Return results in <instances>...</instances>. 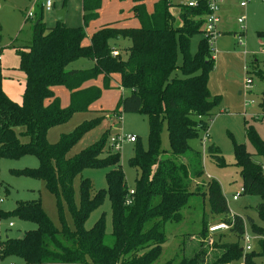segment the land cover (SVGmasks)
<instances>
[{
    "label": "trees",
    "instance_id": "1",
    "mask_svg": "<svg viewBox=\"0 0 264 264\" xmlns=\"http://www.w3.org/2000/svg\"><path fill=\"white\" fill-rule=\"evenodd\" d=\"M133 1L131 11L138 20L137 26L104 24L89 36V43L84 42L88 37L84 27H70L60 20L55 26H45L44 8L38 4L31 37L16 47L19 69L26 78L21 102L2 89L0 66V158L36 156L37 168L15 172L42 179L56 196L59 210L65 202L74 219L70 226L61 215V227H57L40 199L18 201L11 210L3 209L0 201V221L19 218L37 225L22 237H7L0 242L2 258L18 257L24 264H152L160 257L166 241L165 224L182 219L191 197L207 198L216 223L226 222L238 240L222 241L220 235L209 244V226L214 223L207 225L203 216L197 249L190 256L184 255L178 261L173 258L164 264H229L243 252L239 238L245 233V219L231 212L217 180L208 181L204 188L196 185L194 180L203 175L201 157L198 151L189 154L190 140L208 135V119L219 98L209 88V75L215 67L213 46L202 37L196 51L191 50V38L203 34L207 2L199 0L197 7H191L156 0L153 10L148 11L144 0ZM100 6L101 0H83L85 24L98 16ZM121 38L131 42L125 58L111 44ZM83 57L93 60L90 69L70 67ZM253 73L264 77L260 68L253 67L251 74L247 72L251 78ZM114 74L120 75L119 87L130 93L121 95L111 117L119 119L122 112L139 113L146 116L149 124L148 147L138 146L130 158L138 170L133 191L127 187L119 151L113 152L110 147L106 150L110 130L77 154L68 156L83 135L102 122L103 116L76 132L62 135L54 144L47 139L51 127L68 121L75 112L90 110L101 98L103 88H113ZM101 76L103 88L86 85ZM58 85L65 86L70 93L67 107L61 105L54 92ZM260 107L264 116V91ZM164 127L168 131L169 150L161 144ZM245 131L255 154L264 160V139L248 121ZM207 151L223 163L218 146L209 144ZM186 155L196 158L194 169L181 159ZM235 156L243 178L242 193L261 198L256 211L264 221V162L255 161L244 144H236ZM100 166L110 168L106 173L107 190L91 194L90 179L81 176L78 206L74 180L85 168ZM106 195L111 204V233L106 231L104 214L91 227L85 226L88 216L103 204ZM250 222L253 233L259 236L261 252L245 253L244 264H255V257L264 254V228L253 219ZM212 245L219 252L211 253Z\"/></svg>",
    "mask_w": 264,
    "mask_h": 264
},
{
    "label": "rangeland",
    "instance_id": "2",
    "mask_svg": "<svg viewBox=\"0 0 264 264\" xmlns=\"http://www.w3.org/2000/svg\"><path fill=\"white\" fill-rule=\"evenodd\" d=\"M29 0H0V23L3 25V38L9 39L15 30L23 28L18 40L14 45L3 47L7 50V59L5 68H1V79L6 80L5 86H10V93L18 94L19 101H22V95L25 88V74L19 69L20 56L17 54L16 47L24 44L26 37H31L33 21H23L20 6H32ZM185 0H171L173 4ZM155 0H144L146 8L153 10ZM41 4V1H39ZM134 5L133 0H101V6L98 9V16L88 22L83 20V0H56V6L51 11H43V23L45 26H55L57 23L56 11L66 7V13L63 22L70 27H84L88 33H93L100 25L108 23H117L120 26H135L138 20L133 16L131 8ZM221 22L219 24L220 33L216 35L213 42L215 64L209 75V88L212 95H218V103L213 109L211 117L208 119L209 130L208 137L190 140L191 151L199 153L203 169L202 177L194 180L196 185L204 188L205 183L215 179L223 190L232 213L238 214L245 219V233L239 238L240 247L243 252L240 256L233 259L229 264H244V255L247 252L260 253L259 236L253 233L250 220L264 228L262 221L257 214L256 206L261 198L256 195L240 194L237 200L233 195L243 187V178L241 169L236 164L235 146L244 144L246 151L252 154L257 162H264L263 158L255 154V149L246 136L245 121L252 123L258 134L264 139V116H262L260 107L261 94L264 91V77L252 75V82L247 84L246 67L251 74L253 67L262 69L264 66V2L262 0H251L245 8L240 7L238 0H228L222 13H220ZM244 16L243 22H238V18ZM26 18V15H25ZM26 22V23H25ZM137 26V25H136ZM203 34L194 35L191 38V50L196 51L197 45ZM11 41V39H10ZM89 36L84 42H89ZM112 46L120 51L123 58L126 57L127 47L131 44L129 39L112 40ZM179 62H181V53H178ZM256 58V60H255ZM19 60L18 65L15 63ZM254 61L256 63H254ZM254 63V64H253ZM15 66V67H14ZM93 66V60L89 58H80L72 62L70 67L90 69ZM69 67V68H70ZM264 71V70H263ZM249 74V75H250ZM115 79L119 74H114ZM24 77L23 83H19ZM118 80V79H117ZM8 82V83H7ZM20 87V89H19ZM103 88V85H102ZM119 85L110 89H102V96L97 101L95 109L88 111L75 112L68 121L53 126L48 130V142L54 144L65 134L76 132L84 124L96 122L102 116V122L95 128L83 135V137L71 148L68 156L77 154L80 150L94 143L106 131L110 130L109 141L106 146L113 152L119 151L121 156V166L127 181V187L133 191L136 187V177L138 170L135 168L130 158L135 155L138 146L146 149L148 147L149 124L146 116L139 113H121V119L111 117L121 95L130 93L128 89H121ZM55 93L60 98L61 105L67 107L70 104V97L67 88L63 85L55 87ZM254 100V103H249ZM16 101V100H15ZM134 134L138 138L136 142H126L121 144L119 150L111 146L110 137L112 135ZM206 139V141H204ZM161 144L166 150L170 149L168 131L166 127L161 133ZM209 144L219 147L220 156L223 163L217 162L207 151ZM183 161L191 164V169L197 166L196 158L193 155L181 157ZM200 160V159H199ZM200 165V166H201ZM39 159L34 155H25L18 159L0 158V199L1 207L5 210L15 208L18 201H29L40 199L44 211L57 227H61V215H64L68 225L74 224V219L68 210L65 202L59 210L56 196L51 193L42 179L33 178L24 173L15 171L26 168H37ZM199 166V165H198ZM110 168L107 166L89 167L82 171L74 180L75 200L80 206V178L88 177L91 182V194L100 189L107 190L106 173ZM104 214L107 233H111V204L108 195L104 197L103 204L92 211L85 221L87 228ZM207 219V225L216 223L217 219L212 217L209 211V202L207 198L191 197L189 205L183 209V217L178 222H167L165 224L166 241L162 245L160 257L152 264H164L167 261L177 258V261L184 255H192L194 249H197V236L202 228V217ZM13 225H10V223ZM37 225L33 222L24 221L19 218H10L0 221V242L7 237H22L26 230L34 229ZM248 234L250 250H246L247 244L245 234ZM222 236L221 240L234 242L238 240V235L230 230H222L213 234H208L207 240L212 244ZM196 246V247H195ZM211 253L219 252L211 246ZM210 253V254H211ZM14 262L15 264H24V261L18 257L2 258L0 263L6 264ZM255 264H264V254L255 257Z\"/></svg>",
    "mask_w": 264,
    "mask_h": 264
},
{
    "label": "built area",
    "instance_id": "3",
    "mask_svg": "<svg viewBox=\"0 0 264 264\" xmlns=\"http://www.w3.org/2000/svg\"><path fill=\"white\" fill-rule=\"evenodd\" d=\"M39 1H41V5L43 6L45 11H51L55 7L56 0H32V6L26 11V18L28 19H35V8L39 4ZM226 0H206L207 2V7H208V12L203 15L204 21V26H203V37L207 38L208 42L213 45V42L215 40L216 35H218L220 32L218 30V26L220 23V10L222 5L224 4ZM251 0H238V3L240 7L245 8L248 3H250ZM264 2V0H262ZM188 6L191 7H197L199 0H186L185 2ZM244 16H240L238 18V22H243L244 21ZM261 52L264 53V50L262 49ZM113 54L115 55L116 52L114 51ZM0 59H1V54H0ZM264 70V66H263ZM246 71L248 72V67H246ZM252 82L251 77H247L246 83L249 84ZM249 103H254V100H250ZM121 119V117L119 118ZM209 135H204L205 138H207ZM137 139L136 135L134 134H126V135H112L110 137L111 141V146L114 147L115 149L119 150L121 147V144L126 141V142H135ZM206 141V139L204 140ZM264 169V166H263ZM243 192V187L240 189L239 192L233 195V199L237 200L240 196V194ZM2 199H0L1 201ZM127 203H130V200H127ZM10 225H13L11 222ZM230 226L224 222H218L214 223L209 226V233L213 234L215 232L221 231V230H228ZM245 239H246V250H250L251 246L249 245V235L246 233L245 234ZM1 264V263H0ZM6 264H15L14 262H8Z\"/></svg>",
    "mask_w": 264,
    "mask_h": 264
},
{
    "label": "crops",
    "instance_id": "4",
    "mask_svg": "<svg viewBox=\"0 0 264 264\" xmlns=\"http://www.w3.org/2000/svg\"><path fill=\"white\" fill-rule=\"evenodd\" d=\"M156 1V0H155ZM227 1L228 0H226L225 2H224V4L222 5V7H221V10H220V13H222V11H223V8H224V6H225V4L227 3ZM237 1V0H236ZM29 3H30V5H32V0H29L28 1ZM186 2V0L185 1H183V2H179V3H185ZM251 2V1H250ZM55 6H56V3H55ZM0 7H2V3H0ZM31 7V6H30ZM30 7H28V6H24V7H22V6H20L19 7V9H18V11H19V13L21 12V16H22V18L21 19H23V21H25V14H26V11L30 8ZM148 11H152V10H148ZM83 13H84V10H83ZM221 16V15H220ZM56 19H57V17H56ZM29 20H32V21H34L35 19H29ZM28 20V21H29ZM220 22H221V19H220ZM26 23V22H25ZM220 24V23H219ZM136 25H138V23L136 24ZM135 25V26H136ZM100 26H102V25H100ZM99 26V27H100ZM98 27V28H99ZM97 28V29H98ZM97 29H95V30H97ZM22 30H23V28H19V29H17V30H15L14 31V33L12 34V35H9V39H4L3 38V33H4V28H3V25L0 23V54H1V59H0V66H1V68H2V70H3V68H5L7 65L5 64V61H6V59H7V52H9V51H7V50H3V47H6V46H9V45H11V42L12 41H14V39L15 38H19V36H20V33L22 32ZM94 30V31H95ZM218 30H219V32L221 31L220 30V28H219V26H218ZM93 31V32H94ZM86 32H87V30H86ZM87 34H88V36H90L92 33H88L87 32ZM30 38V37H29ZM28 37H26V39H24V42L26 43V41L29 39ZM10 39H11V41H10ZM24 43V44H25ZM85 43H89V42H85ZM24 44H22V45H24ZM215 58V57H214ZM255 60H256V58H255ZM18 62H19V60L17 59V62L15 63V66H16V64L18 65ZM14 66V67H15ZM118 79V80H117ZM117 79H115V75H114V78H113V80H112V85L113 86H116V85H118V82H119V80H120V76H117ZM23 81H24V77L22 78V79H20V81H19V83H23ZM5 82H6V80L4 81H2V89L5 91V93L8 95V96H10L12 99H14V100H16V101H19V94L16 96V97H14L15 95H12L11 93H10V91H9V89L11 90L12 88L8 85V86H5ZM8 83V82H7ZM90 84H96V85H99V86H102L103 85V77L101 76V77H99L98 79H96L95 81H90V82H87L86 83V85H90ZM19 89H20V87H19ZM121 89H123V88H121ZM54 92H55V88H54ZM69 92V91H68ZM56 94V93H55ZM70 94V93H69ZM97 106V102H95L92 106H91V109H95V107ZM90 109V110H91Z\"/></svg>",
    "mask_w": 264,
    "mask_h": 264
},
{
    "label": "water",
    "instance_id": "5",
    "mask_svg": "<svg viewBox=\"0 0 264 264\" xmlns=\"http://www.w3.org/2000/svg\"><path fill=\"white\" fill-rule=\"evenodd\" d=\"M65 13H66V7H63L61 9H58L56 11L57 20L63 21L64 20V17H65Z\"/></svg>",
    "mask_w": 264,
    "mask_h": 264
}]
</instances>
